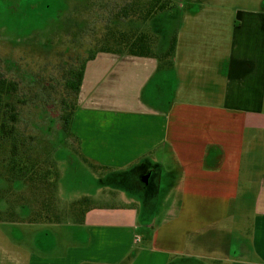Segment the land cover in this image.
<instances>
[{
    "label": "crops",
    "instance_id": "crops-1",
    "mask_svg": "<svg viewBox=\"0 0 264 264\" xmlns=\"http://www.w3.org/2000/svg\"><path fill=\"white\" fill-rule=\"evenodd\" d=\"M253 2L180 0L166 15L185 7L170 68L86 63L71 132L98 168L85 176L124 183L115 204L86 195L80 222L56 220L77 246L53 264H264V0Z\"/></svg>",
    "mask_w": 264,
    "mask_h": 264
},
{
    "label": "rangeland",
    "instance_id": "rangeland-1",
    "mask_svg": "<svg viewBox=\"0 0 264 264\" xmlns=\"http://www.w3.org/2000/svg\"><path fill=\"white\" fill-rule=\"evenodd\" d=\"M113 1L0 0V71L6 80L18 85V95L23 99L41 91L40 103L20 105L19 127L24 133L23 139L34 150L29 159L43 170L37 171L41 175L50 170L47 174L49 186L43 185L36 192L27 190L30 187H24L21 181L13 183L15 176L6 171L11 152L8 145L0 143V212L12 208L24 222L30 219L32 212L48 210L47 216L42 214L46 221L42 224L8 223L2 218L5 223L0 221V264H32V256L43 260L41 264H53L51 260L61 257L62 249L77 246L68 233L70 229L55 225L58 221H69L74 225L82 220V216L76 217L77 204L74 202L95 194V206L116 203L110 197H117L119 191L113 194V189L118 185L117 188L121 187L124 182L108 179L99 189L97 182L85 176L93 172L80 159L78 144L61 129V105L58 102L63 96L72 95L65 93L64 88L68 72L81 67L96 51L99 39L104 36L107 26H111L107 6L112 7ZM249 3L254 2L228 0L227 4L236 9ZM183 10L173 18L167 14L157 16L145 27L129 23L111 24L120 31L143 27L156 36L158 34L160 40L157 36L155 46L158 52L159 43L160 49H165L171 37L179 31L182 16L186 15L185 7ZM169 167H173L171 159ZM89 201L87 211L93 205ZM161 216L162 213L155 214V217ZM241 226L239 223L228 228L235 234ZM49 244L54 249H50Z\"/></svg>",
    "mask_w": 264,
    "mask_h": 264
},
{
    "label": "trees",
    "instance_id": "trees-1",
    "mask_svg": "<svg viewBox=\"0 0 264 264\" xmlns=\"http://www.w3.org/2000/svg\"><path fill=\"white\" fill-rule=\"evenodd\" d=\"M180 0H114L112 7L107 6L110 12V20H108V28L105 29L104 36L99 39L96 51L92 53L81 67L72 69L68 72V79L64 82L66 98L61 97L58 102L61 105V129L67 135L72 137L78 144L77 139L71 132V122L76 111V101L80 91L81 81L83 79L86 63L92 61L96 54H117L118 56H131L136 58H155L159 62L158 68L167 69L173 65V57L176 46V39L173 35L169 41V45L163 52H156L155 46L158 42L157 36L143 27L155 17L168 14L172 10L177 9ZM103 7V11L105 10ZM109 14V13H108ZM117 26L129 23L143 26L142 29L137 27L129 28L127 31H120ZM5 75L0 71V143L9 146L10 163H8L7 173L15 176V181H21L24 187H30L27 190L36 192V189H42L49 186L47 174L49 171L41 174L38 164L30 160V155L34 151L31 149V144L26 143L23 139V132L19 127L20 105L25 106L27 103H40L41 91H37L29 99H23L18 95V85L14 82L6 80ZM41 87V86H40ZM70 92V93H69ZM78 155L82 162L92 170L98 168L93 163L82 157L80 149H77ZM43 164V163H42ZM53 169V168H52ZM43 171V170H40ZM54 171V170H53ZM56 174V173H55ZM87 199H79L74 202L77 209V216H84L87 212ZM48 215V210L45 208L42 211L32 212L29 220L24 222L17 218V214L12 211V208L7 209L4 213L0 212V221L2 218L8 223L20 222L25 224L45 223L44 215ZM40 220V221H39ZM2 222V221H1ZM5 223V222H2Z\"/></svg>",
    "mask_w": 264,
    "mask_h": 264
}]
</instances>
